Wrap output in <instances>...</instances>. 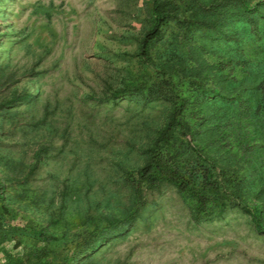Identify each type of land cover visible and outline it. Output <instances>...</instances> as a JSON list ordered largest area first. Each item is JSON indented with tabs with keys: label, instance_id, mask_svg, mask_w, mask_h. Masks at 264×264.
Segmentation results:
<instances>
[{
	"label": "rangeland",
	"instance_id": "obj_1",
	"mask_svg": "<svg viewBox=\"0 0 264 264\" xmlns=\"http://www.w3.org/2000/svg\"><path fill=\"white\" fill-rule=\"evenodd\" d=\"M150 2L0 0V264L5 253L42 249L56 262L88 232L130 215L87 264H264V0H178L186 20L219 39L197 32L182 50L172 23L143 57ZM195 78L221 94L204 102L206 114L251 143L240 149L227 135L211 153L226 174L242 173L240 193L259 227L238 206L196 224L173 187L144 192L141 205L125 183L170 111L145 91L170 81L186 97ZM126 89L136 94L113 98ZM39 230L52 240L35 237Z\"/></svg>",
	"mask_w": 264,
	"mask_h": 264
},
{
	"label": "trees",
	"instance_id": "obj_2",
	"mask_svg": "<svg viewBox=\"0 0 264 264\" xmlns=\"http://www.w3.org/2000/svg\"><path fill=\"white\" fill-rule=\"evenodd\" d=\"M179 9L178 0H151L150 25L139 43L141 56H149L150 51L163 40L172 23L182 32L180 37L182 41L178 42L181 43L182 50L187 43L195 39L197 32H205V35L209 34L212 38L219 39L217 37L220 36L219 32L216 33L218 30L202 25L192 17L191 20H186ZM187 56L188 54L184 57ZM219 63L222 65L214 66L218 72L223 73L224 63L222 61ZM190 83L192 92L186 97L179 95L177 88L170 81H167V86L158 85L151 92L145 91V100L166 101L170 104V111L167 121L158 130L152 144L142 151L145 156L144 164L136 171L128 173L124 179L125 183L132 190L137 203L141 205L144 192H157L163 185L173 187L181 198L190 200L189 213L196 224L209 222L220 217L226 209L238 206L251 217L254 225L259 227V215L249 209L240 193L239 187L245 181L242 173L232 169L226 174L219 169L218 163L222 159L211 153L214 148L220 149L221 146H225L229 135L227 132H230L232 127L215 123L212 115L206 114L203 109L204 102L212 104L221 98L217 85L212 80L202 78H195ZM257 87L261 94L259 102L261 104L264 103V92L259 85ZM135 94L132 90L126 89L114 93L113 98L120 96L132 98ZM241 107L245 110L250 108L246 104ZM229 138H233L235 147L245 150L251 147V143H247L245 132L240 137L237 130L236 133H231ZM5 190L4 184L0 183V208L5 206ZM241 200L243 202H240ZM133 216L130 215L129 219L125 220L112 221L110 230L96 229L88 232L74 244L73 249L56 262L49 259L48 250L42 249L30 250L21 256L5 253L4 264H87L98 248L120 237L125 228L132 224ZM33 235L41 238L44 243L52 240L43 230L33 231Z\"/></svg>",
	"mask_w": 264,
	"mask_h": 264
}]
</instances>
